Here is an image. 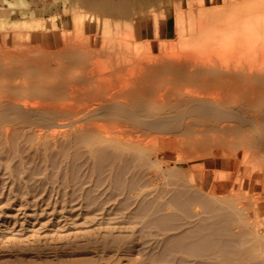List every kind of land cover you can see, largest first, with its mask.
Returning <instances> with one entry per match:
<instances>
[{"label": "rangeland", "instance_id": "374dc122", "mask_svg": "<svg viewBox=\"0 0 264 264\" xmlns=\"http://www.w3.org/2000/svg\"><path fill=\"white\" fill-rule=\"evenodd\" d=\"M263 8L0 0V264H264Z\"/></svg>", "mask_w": 264, "mask_h": 264}, {"label": "bare ground", "instance_id": "6f19581e", "mask_svg": "<svg viewBox=\"0 0 264 264\" xmlns=\"http://www.w3.org/2000/svg\"><path fill=\"white\" fill-rule=\"evenodd\" d=\"M237 8H238V7H237ZM249 8H250V7H249ZM253 9H254V8H253ZM263 9H264V8H263ZM134 10H135V9H134ZM140 10H141V9H140ZM250 10H251V9H250ZM255 10H256V9H255ZM138 11H139V9H138ZM248 11H249V9H248ZM130 12H131V11H130ZM135 12H136V11H135ZM141 12H142V11L137 12V13H140V14H141ZM251 12H252V11H251ZM251 12H247V13H251ZM195 13H196V12H195ZM197 13H198V10H197ZM201 13H202V12H201ZM242 13H243V12H242ZM235 14H236V13H235ZM143 15H145V14L143 13ZM146 15H147V14H146ZM237 15H238V14H237ZM196 16L198 17V15H196ZM187 19H189V18H187ZM199 19H200V17H199ZM189 20H190V19H189ZM189 20H188V21H189ZM201 20H202V18H201L200 20L197 19V21H201ZM216 21H217L216 24H218V20H216ZM204 22H205V21H204ZM189 23H190V22H188V24H189ZM197 23H200V24H201L202 22H197ZM178 24H179V26H182V22H181V19H180V18L178 19ZM190 24H191V23H190ZM211 24H212V22H211ZM214 24H215V23H214ZM202 25H203V23H202ZM218 25H220V24H218ZM200 26H201V25H200ZM205 26H206V25H204V27H205ZM201 27H202V26H201ZM146 28H147V27H146ZM184 28H185L184 26H182V28H180L181 30L178 32V34L176 35V37H178V38H181V37H182V35H183V33H184ZM216 28H217V27H216ZM171 29H172V28H171ZM214 29H215V28H214ZM159 30H160V29H159ZM210 32H211V31H210ZM108 34H109V33H108ZM136 34H137V33H136ZM197 34H198V32H197ZM116 35H117V34H116ZM192 35H193V34H192ZM199 36H201V35H199ZM188 37H189V36H188ZM127 38H129V37H127ZM130 38H131V36H130ZM146 38H147V37H146ZM135 39H136V38H135ZM142 39H143V38H142ZM175 39H176V38H175ZM193 39H194V36H193ZM137 42H138V41H137ZM80 43H81V42H80ZM134 43H136V42L134 41ZM169 43H170V42H169ZM179 43H180V42H179ZM179 43H178V44H179ZM136 44H137V43H136ZM79 45H80V44H79ZM79 45H77V46H79ZM179 45H181V44H179ZM181 46H182V45H181ZM183 46H184V45H183ZM81 47H82V45H81ZM206 48H208V47H206ZM262 49H263V48H262ZM262 49H261V50H262ZM134 50H135V49H134ZM154 51H155V50H154ZM178 51H179V50H178ZM163 52H164V51H163ZM260 52H261V51H260ZM262 52L264 53V51H262ZM174 53H175V52H174ZM157 54H158V53H157ZM160 54H161V53H160ZM164 54H167V53H164ZM170 54H173V52L170 53ZM177 54H180V53H177ZM155 55H156V54H155ZM180 56H181V55H180ZM96 59H97V58H96ZM176 59H178V58H176ZM184 59H186V58H184ZM93 60H94V59H93ZM59 61H60V60H59ZM94 61H95V60H94ZM170 61H171V58H170ZM176 61H177V60H176ZM176 61H175V62H176ZM184 62H185V61H184ZM172 63H173V62H172ZM182 63H183V62H182ZM186 63H187V62H186ZM129 65H130V64H129ZM129 65H128V66H129ZM226 67L228 68V73H231L232 71H234V72L236 73V76H235V77H231L230 74L227 75V79H228V81H230V83H232V84H233L232 81H233L234 79H235L236 81H239V82H245V83L252 82V81L255 80V78H253L252 75H249V76L244 75V72H243V70L241 69V67L233 66V67L230 68L228 65H227ZM249 70H250V69H249ZM117 71H118V70H117ZM188 71H189V70H188ZM98 72H99V71H98ZM100 72L103 73L102 71H100ZM100 72H99V73H100ZM119 72H120V71H119ZM95 74H96V73H95ZM168 76H169V75H168ZM218 76H219V75H218ZM90 78H91V77H90ZM104 79H105V78H104ZM206 79H207V78H206ZM204 80H205V79H204ZM183 83H184V82H183ZM204 83H206V82H204ZM107 84H108V83H107ZM199 85H200V84H199ZM109 87H111V86H109ZM186 87H187V86H186ZM243 87H244V86H243ZM72 89H73V88H72ZM107 89H109V88L107 87ZM110 89L113 90V88H110ZM191 89H193V88H191ZM212 89H213V88H212ZM112 90H110V92H112ZM186 90H188V89L186 88ZM246 90H247L246 87H244V88H243V91H246ZM193 91H194V90H193ZM162 92H163V91H162ZM162 92H160V93H162ZM164 92H165V90H164ZM194 92H195V91H194ZM160 93H158V95H159ZM258 93H259V92H258ZM39 94H42V92L39 91ZM69 94H70V93H69ZM118 94H119V93H118ZM132 94H133V93H131V95H132ZM134 94H137V92L134 93ZM134 94H133V95H134ZM237 94H238V93L235 92V93H233V96H239V97H240V96L242 95L241 93L238 94V95H237ZM197 95H198V93H197ZM200 95H201V94H200ZM251 95H252V94H251ZM134 96H135V95H134ZM174 96H175V95H174ZM218 96H219V95H217V97H218ZM119 97H123V98H125V99H128V97L125 96V95H123V94H122V95H119ZM160 97H161V96H160ZM162 97H163V96H162ZM162 97H161V98H162ZM115 98H116V97H114V99H115ZM183 98H184V97H183ZM189 98H190V97H189ZM162 99H163V98H162ZM170 99H171V98H170ZM178 99H179V98H178ZM210 99H212V98L210 97ZM213 100H214V99H213ZM213 100H212V101H213ZM197 101H198V100H197ZM197 101H195V102H197ZM114 102H115V101H114ZM183 102H185V101H183ZM202 102H203V101H202ZM202 102H200V106H201ZM204 102H205V104H202V106L205 105L204 108H205V107L207 108V107L209 106V104L206 103V101H204ZM15 103H16V102H15ZM26 103H27V102H26ZM43 103H44V102H43ZM51 103H52L51 106H53V102H51ZM115 103H117V104L119 105L118 102H115ZM115 103L113 104V103L111 102V104H113V105H115ZM142 103H143V102H142ZM170 103H171V102H170ZM176 103H177V102H176ZM176 103H175V104H176ZM192 103H193V102H192ZM38 104H39V102H38ZM38 104H37V105H38ZM45 104H46V103H45ZM45 104H44V105H45ZM47 104H48V106H49V102H48ZM54 104H56V103H54ZM63 104H65V103H63ZM94 104H95V103H94ZM96 104H97L96 106H99V105H98V102H97ZM139 104H140V103H139ZM206 104H207V105H206ZM211 104H212V102H211ZM211 104H210V106H209L210 109H212V108H211ZM213 104H214V103H213ZM3 105H4V104H3ZM3 105H1V106H3ZM17 105H18V106H21V104H19V103H17ZM35 105H36V104H35ZM37 105H36V106H37ZM40 105H41V104H39V106H40ZM102 105H104V104L102 103ZM120 105H121V104H120ZM178 105H179V104H178ZM189 105H190L192 108L195 107V109L193 108V112H194V113H195V112L198 113L199 110H200V112H201V108L199 109V108L196 107V105L199 106V104H197V103H193V105H192V104H189ZM215 105H217V104H215ZM215 105H214V106H215ZM5 106L9 107L6 103H5V105H4L3 108H5ZM26 106H27V105H26ZM89 106H90V105H89ZM105 106H106V105H104V107H105ZM108 106H111V105H109V103H107V106H106V107H108ZM115 106H116V105H115ZM214 106H212V107H214ZM7 107H6V109H7ZM16 107H17V106H16ZM16 107H15V105H14V108H16ZM21 107H25V105H22ZM62 107H63V106H62ZM62 107H61V108H62ZM101 107H102V106H101ZM111 107H112V106H111ZM191 107H190V110H188L189 108H188V109L186 108L184 111L188 110V111H190V113H191V112H192ZM217 107H218V106H217ZM217 107H216V108L214 107L213 109H215V110H216V109H220V110H218V111L220 112V111H221V108H219V107L217 108ZM1 108H2V107H1ZM9 108H10V107H9ZM17 108H18V107H17ZM64 108H65V107H64ZM93 108H96V107H93ZM93 108H92V109H93ZM98 108H100V107H97L96 109H98ZM117 108H118V107H117ZM176 108H177V106H176ZM196 108L199 109V110H196ZM204 108H203V110L206 109V108H205V109H204ZM19 109H21V108H19ZM19 109H18V110H19ZM76 109H77V108H76ZM76 109H75V110H76ZM90 109H91V108H88V110H90ZM161 109H162V108H161ZM213 109H212V110H213ZM225 109H226V108H225ZM225 109H223V110L225 111ZM235 109H236V108H235ZM11 110H12V109H11ZM23 110H25V108H24ZM26 110H27V109H26ZM88 110H87V111H88ZM94 110H95V109H94ZM94 110H93V111L91 110V111L94 112ZM110 110H111V109H110ZM130 110H131V109H130ZM194 110H195V111H194ZM226 110H227V109H226ZM91 111L86 112L87 114H85V112H84V114L87 116ZM97 111H98V110H97ZM111 111H112V110H111ZM121 111H122V110H121ZM205 111H206V110H205ZM207 111H208V110H207ZM224 111H223V112H224ZM227 111H228V110H227ZM227 111H226V112H227ZM230 111H231V113H232V112H234V109H233V110H230ZM22 112H23V111H22ZM27 112H28V111H26V113H27ZM75 112H76V111H75ZM92 112H91V114H92ZM115 112H117V111H115ZM179 112H180V111H179ZM219 112H218V113H219ZM226 112H225V113H226ZM23 113H25V112H23ZM30 113H31V112H29V115H30ZM95 113H96V112H95ZM110 113H112V112H110ZM167 113H168V112H167ZM183 113H184V112H183ZM185 113H187V112H185ZM185 113H184V114H185ZM203 113L206 114L207 112H204V111H203L202 114H203ZM218 113H215V114H218ZM228 113H229V112H228ZM231 113H229L228 115H229V116H230V115H232V116L237 115L238 120H239V118H240V117L238 116L239 114H236V113H235V115H233V114H231ZM34 114H35V113H34ZM34 114H33V115H34ZM112 114H113V113H112ZM123 114H124V112H123ZM129 114H130V115H129ZM131 114H132V113L128 112L129 118H130ZM187 114H188V113H187ZM204 114H203V115H204ZM208 114H210V115L212 114V113H211V110L208 111ZM215 114L213 113V114L211 115V117L213 118V115H215ZM37 115H40V116H41L40 113H39V114L37 113ZM179 115H180V114H179ZM195 115H196V114H195ZM210 115H208V116H210ZM218 115H219V114H218ZM222 115H224V113H223ZM222 115L220 114V116H222ZM20 116H21L22 118H27V117H25V116L22 115V114H21ZM27 116H28V115H27ZM34 116H35V115H34ZM43 116H44V115H43ZM83 116H84V115H83ZM115 116H116V115H115ZM151 116H154V115H151ZM216 116H217V115H216ZM28 117H30V116H28ZM117 117H118V116H117ZM132 117H133V114H132ZM162 117L164 118L163 115H162ZM173 117H174V116H173ZM217 117H219V116H217ZM222 117H223V116H222ZM230 117H231V116H230ZM250 117H251V116H250ZM47 118H48V117H47ZM77 118H82V116L77 117ZM77 118H76V120H77ZM119 118H120V117H119ZM136 118H139V117H136ZM154 118H155V117H154ZM154 118H152V119H154ZM171 118H172V117H171ZM220 118H221V117H220ZM226 118H228V117H226ZM251 118H252V117H251ZM139 119H140V118H139ZM142 119H143V118H142ZM152 119H151V120H152ZM164 119H165V118H164ZM174 119H175V118H174ZM221 119H222V118H221ZM230 119H231V118H230ZM230 119H229V120H230ZM235 119H236V116H235ZM78 120H79V119H78ZM148 120L150 121V119H148ZM154 120H156V118H155ZM157 120L159 121V119H157ZM162 120H163V119H162ZM222 120H224V119H222ZM231 120H232V119H231ZM238 120L236 119V121H238ZM244 120H245V119H242L241 121H240V120H239V121H240V123H242V122L245 123ZM51 121H52V120H51ZM53 121H54V120H53ZM53 121H52V122H53ZM72 121H74V120H72ZM133 121H134V120H133ZM133 121H132V122H133ZM135 121H137V120H135ZM144 121L146 122V120H144ZM158 121H157V122H158ZM246 121H247V120H246ZM248 121H249V120H248ZM33 122H34V121H33ZM65 122H67V120H66ZM69 122H70V121H69ZM69 122H68V123H69ZM140 122H141V121H140ZM217 122H218V121H217ZM38 123H39V122H38ZM68 123H66V125H68ZM72 123H73V122H72ZM135 123H136V122H135ZM154 123H156V122H153V123H152L153 126H154ZM246 123H247V122H246ZM33 124H37V123H33ZM33 124H32V126L35 127V125H33ZM40 124H44V123H40ZM45 124H46V123H45ZM48 124H49V122H48ZM54 124H55V123L53 122V125H54ZM64 124H65V123H64ZM64 124H60V125L62 126V125H64ZM146 124H147V123H146ZM146 124L144 125L145 127L147 126ZM152 124H150V125H152ZM51 125H52V124H51ZM66 125H65V126H66ZM135 125H136V124H135ZM139 125H140V124H139ZM178 125H179V124H178ZM178 125H177V126H178ZM183 125H184V124H183ZM183 125H182L181 127H183ZM221 125H222V124H221ZM249 125H250V124H249ZM133 126H134V125H133ZM251 126H255V125H251ZM43 127H44V126H43ZM43 127H42V128H43ZM46 127H47V124H46ZM103 128H104V127H103ZM147 128H148V127H147ZM155 128H156V127H155ZM155 128H154V129H155ZM174 128H175V127H174ZM174 128H173V129H174ZM38 129H39V128H38ZM40 129H41V128H40ZM73 129H74V128H73ZM101 129H102V127H101ZM105 129H106V128H105ZM149 129H150V128H149ZM171 129H172V128H171ZM176 129H177V128H176ZM176 129H175V130H176ZM178 129H179V128H178ZM155 130H156V129H155ZM53 131H54V130H53ZM156 131H158V130H156ZM165 131H166V130H165ZM168 131H169V130H168ZM177 131H178V130H177ZM256 131H257V130H256ZM49 132H50V131H49ZM49 132H48V134H49ZM170 132H171V131H170ZM113 133H115V132H113ZM135 134H136V133H135ZM138 134H139V133H138ZM257 134H259V133H257ZM43 135H44V134H43ZM110 135H111V134H110ZM126 135H127V134H126ZM111 136H114V135H111ZM128 136H130V135H128ZM195 136H196V135H195ZM197 136H198V135H197ZM222 136H223V134H222ZM260 136H261V134H260ZM260 136H259V137H260ZM137 137H138V136H137ZM154 137H155V136H154ZM198 137H199V136H198ZM198 137H196V138H198ZM261 137H262V136H261ZM262 139H263V137H262ZM262 141H264V140H262ZM135 143L137 144V141H136ZM143 143H144V142H143ZM118 144H119V143H118ZM195 145H196V144H195ZM261 146H262V145H261ZM249 147H250V146H249ZM263 147H264V146H263ZM229 148H230V147H229ZM227 149H228V148H227ZM242 149H243V148H242ZM256 149H258V148H256ZM262 150H263V149H262ZM224 153H225V152H224ZM226 153H227V152H226ZM190 157H191V156H190ZM252 157H253V156H252ZM255 160H256V159H255ZM256 163H257V162H256Z\"/></svg>", "mask_w": 264, "mask_h": 264}]
</instances>
